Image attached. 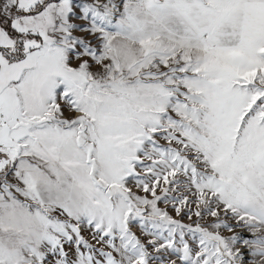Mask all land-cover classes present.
<instances>
[{
	"label": "snow or ice",
	"instance_id": "snow-or-ice-1",
	"mask_svg": "<svg viewBox=\"0 0 264 264\" xmlns=\"http://www.w3.org/2000/svg\"><path fill=\"white\" fill-rule=\"evenodd\" d=\"M0 264H264V0H0Z\"/></svg>",
	"mask_w": 264,
	"mask_h": 264
}]
</instances>
